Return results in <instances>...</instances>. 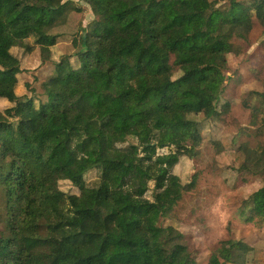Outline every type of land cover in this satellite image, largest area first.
I'll list each match as a JSON object with an SVG mask.
<instances>
[{
	"label": "trees",
	"instance_id": "1",
	"mask_svg": "<svg viewBox=\"0 0 264 264\" xmlns=\"http://www.w3.org/2000/svg\"><path fill=\"white\" fill-rule=\"evenodd\" d=\"M81 1L96 20L95 39L74 37L78 49L55 63L40 91L19 96L11 49L30 53L83 8L72 0H0V99L12 104L0 109V264H197L183 234L162 224L195 184H182L173 168L202 140L187 116L217 115L226 54L253 19L264 28V0ZM254 94L252 124L264 129V87ZM130 136L136 142L124 145ZM242 149L241 167L263 177L245 201V219H263L264 145ZM91 170L96 179L86 181ZM60 181L78 192H64ZM226 243L213 264L250 250ZM147 249L165 253L164 263Z\"/></svg>",
	"mask_w": 264,
	"mask_h": 264
},
{
	"label": "rangeland",
	"instance_id": "2",
	"mask_svg": "<svg viewBox=\"0 0 264 264\" xmlns=\"http://www.w3.org/2000/svg\"><path fill=\"white\" fill-rule=\"evenodd\" d=\"M72 1L83 10L69 12L65 24L50 30L52 38L41 40L30 53L19 47L11 49L20 62L15 89L19 96H29L30 89L40 91L41 82L55 72V63L65 55L72 56L78 49L73 46L74 37L82 33L89 35L90 40L95 39L96 20L91 10L81 0ZM222 2L219 0V4ZM203 37L201 33L194 40L201 43ZM70 61L77 66L76 57H71ZM226 64V78L216 103L217 115L210 118L202 114L187 116L198 122L202 140L192 157L179 158L173 172L182 184L189 183L192 178L195 184L191 190L183 192L162 224L172 225L183 234L187 251L197 264H213L215 259L222 262V254L230 248L227 241H241L250 250L245 253L232 251L234 262L225 264H264V218L245 219L249 214L245 201L262 186L263 177L241 167L246 158L243 144L252 149L264 145V129L252 124L250 109L256 101L254 92L264 87V28L256 19L245 39L232 40ZM177 75L176 72L174 77ZM11 105L0 99V109ZM90 114L100 113L92 111ZM259 123H264V114L259 116ZM135 142L130 136L124 145ZM166 151V148L155 150L157 153ZM147 156L150 155H143L144 164L148 163ZM122 170L123 167L114 165L116 174ZM85 179L95 180V170L87 172ZM58 186L67 193L78 192L69 181H60ZM149 186L152 189L153 184ZM151 192L149 190L146 196L150 197ZM146 251L153 254L156 262L164 263L165 253L154 249Z\"/></svg>",
	"mask_w": 264,
	"mask_h": 264
}]
</instances>
